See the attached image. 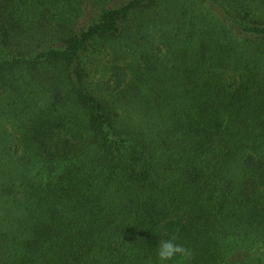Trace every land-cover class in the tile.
<instances>
[{
	"label": "trees",
	"instance_id": "obj_1",
	"mask_svg": "<svg viewBox=\"0 0 264 264\" xmlns=\"http://www.w3.org/2000/svg\"><path fill=\"white\" fill-rule=\"evenodd\" d=\"M1 93L0 264H264V0H0Z\"/></svg>",
	"mask_w": 264,
	"mask_h": 264
},
{
	"label": "rangeland",
	"instance_id": "obj_2",
	"mask_svg": "<svg viewBox=\"0 0 264 264\" xmlns=\"http://www.w3.org/2000/svg\"><path fill=\"white\" fill-rule=\"evenodd\" d=\"M93 67H91L92 69ZM93 69L90 74L89 82L93 85V87H97L96 85L100 83V81H104L108 78L109 73L107 70H104L103 67H97ZM94 91H99L97 88ZM11 93H9L10 95ZM45 99L44 93L38 92L37 90L34 93V97L40 96ZM8 94H0V169L8 170L9 164L7 162V158L4 154V149H8L11 145H15L19 138V132L17 129V122L13 118L14 111L13 108H10V101L7 98Z\"/></svg>",
	"mask_w": 264,
	"mask_h": 264
},
{
	"label": "clouds",
	"instance_id": "obj_3",
	"mask_svg": "<svg viewBox=\"0 0 264 264\" xmlns=\"http://www.w3.org/2000/svg\"><path fill=\"white\" fill-rule=\"evenodd\" d=\"M156 256L159 264H170V262L186 260L191 252L186 247L175 242V238L162 240L157 248Z\"/></svg>",
	"mask_w": 264,
	"mask_h": 264
}]
</instances>
